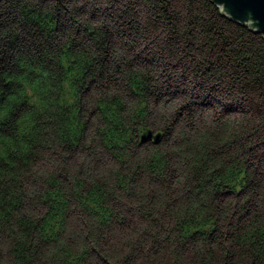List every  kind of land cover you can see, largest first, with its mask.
<instances>
[{
  "label": "trees",
  "instance_id": "trees-1",
  "mask_svg": "<svg viewBox=\"0 0 264 264\" xmlns=\"http://www.w3.org/2000/svg\"><path fill=\"white\" fill-rule=\"evenodd\" d=\"M0 264H264V34L211 0H0Z\"/></svg>",
  "mask_w": 264,
  "mask_h": 264
},
{
  "label": "water",
  "instance_id": "water-1",
  "mask_svg": "<svg viewBox=\"0 0 264 264\" xmlns=\"http://www.w3.org/2000/svg\"><path fill=\"white\" fill-rule=\"evenodd\" d=\"M221 13L234 23L248 27L254 33L264 34V0H211ZM153 140L158 137L150 132L141 136V142Z\"/></svg>",
  "mask_w": 264,
  "mask_h": 264
},
{
  "label": "rangeland",
  "instance_id": "rangeland-1",
  "mask_svg": "<svg viewBox=\"0 0 264 264\" xmlns=\"http://www.w3.org/2000/svg\"><path fill=\"white\" fill-rule=\"evenodd\" d=\"M153 105H154V103H152L151 107L156 112L157 111H162L163 114L165 115L164 116V115L161 114L165 118V124H163V126L167 127L170 123L174 122V119L172 117H170V114H171L172 111H174L177 108V105L176 106H172V104H170L168 106H165V102H161L159 104H156L155 106H153ZM185 124H186L185 119H182L180 122L177 121L175 123V127L172 130L173 132L171 134V137L167 141V144H169L168 146L172 145V143H174L175 146L179 145V141H180L181 138L177 139L178 133H181L183 135H191L190 131H188L187 129L184 128ZM163 126H161V127H163ZM105 161H106V159H103L102 161H100L98 163L99 165L97 167H95L96 171H94V172H96L98 174L105 173L106 170L108 169V167L106 166V164L108 162H105Z\"/></svg>",
  "mask_w": 264,
  "mask_h": 264
}]
</instances>
